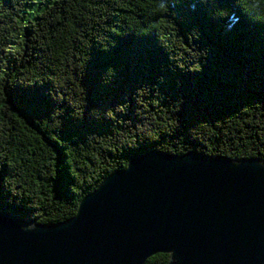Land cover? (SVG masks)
Segmentation results:
<instances>
[{"label": "trees", "instance_id": "trees-1", "mask_svg": "<svg viewBox=\"0 0 264 264\" xmlns=\"http://www.w3.org/2000/svg\"><path fill=\"white\" fill-rule=\"evenodd\" d=\"M153 150L264 160V0H0V211L67 221Z\"/></svg>", "mask_w": 264, "mask_h": 264}, {"label": "water", "instance_id": "water-1", "mask_svg": "<svg viewBox=\"0 0 264 264\" xmlns=\"http://www.w3.org/2000/svg\"><path fill=\"white\" fill-rule=\"evenodd\" d=\"M264 264V160L153 150L52 225L0 211V264Z\"/></svg>", "mask_w": 264, "mask_h": 264}, {"label": "snow or ice", "instance_id": "snow-or-ice-1", "mask_svg": "<svg viewBox=\"0 0 264 264\" xmlns=\"http://www.w3.org/2000/svg\"><path fill=\"white\" fill-rule=\"evenodd\" d=\"M106 67H107V65H106Z\"/></svg>", "mask_w": 264, "mask_h": 264}]
</instances>
